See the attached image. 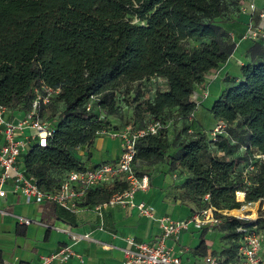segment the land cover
I'll list each match as a JSON object with an SVG mask.
<instances>
[{"label": "trees", "instance_id": "obj_1", "mask_svg": "<svg viewBox=\"0 0 264 264\" xmlns=\"http://www.w3.org/2000/svg\"><path fill=\"white\" fill-rule=\"evenodd\" d=\"M243 1L0 0V104L13 109L23 103L28 111L35 89L42 86L54 90L48 104H62L50 122L46 145L33 141L23 153L26 175L48 190L54 184L53 171L84 170L77 151H89L110 125L95 108L115 114L117 92L145 79L163 78L165 87L151 98L140 99L143 94L136 89L128 103L135 120L143 124L148 116L162 124L157 133L137 139L134 161L167 160L170 169L187 170L178 199L194 210L212 209L219 221L213 226L233 240V246L219 252L225 254L223 260L216 251L212 254L220 264H231L242 235L238 228L256 224L264 231V209L256 220L225 211L242 202L264 204V158L258 157L246 173L229 158L239 149L247 163L254 155L264 156V37L248 48L249 61L241 65L240 78H232L209 106L224 126L221 133L211 138L207 132H194L182 138L177 151L166 154L170 143L164 121L171 109L182 118L196 110L195 86L235 49L223 23L234 18ZM259 14L252 11L254 24ZM190 40L201 41L190 45ZM91 96L96 98L87 109ZM129 189L127 181L116 178L109 186L87 189L78 206L108 202ZM48 205L53 214L61 209L52 201ZM206 230L202 227L199 247L205 244Z\"/></svg>", "mask_w": 264, "mask_h": 264}, {"label": "crops", "instance_id": "obj_2", "mask_svg": "<svg viewBox=\"0 0 264 264\" xmlns=\"http://www.w3.org/2000/svg\"><path fill=\"white\" fill-rule=\"evenodd\" d=\"M251 1L253 11L264 12V0ZM248 4L237 17L223 23L236 46L228 59L214 69L220 82L215 80L210 84L204 106H210L225 88L228 82L221 80L222 77L239 79L241 65L249 61L247 51L257 37L250 38L246 32L250 25L264 24V19L260 20L259 16L258 23L254 24ZM158 79L165 83L163 78ZM210 107L205 111L196 107L194 121L186 129L184 138L198 131L209 134L220 124L212 116ZM19 117L14 112L11 119L16 121ZM33 133L31 127H24V136L30 137ZM167 137L170 138L168 130ZM181 140L170 144L166 154L177 151ZM31 142L30 138L29 144ZM26 150L17 159L16 164L20 167H23ZM120 152L119 140L102 132L89 151L79 150L77 156L85 162V167H94L115 161ZM188 174L185 169H170L167 160L144 161L138 177L146 178L145 187L126 191L108 202L79 206L73 211L61 207L56 214L50 210L48 202L25 201L20 193L12 191L13 186L7 181L4 184L7 193L0 202V264H124L126 249L130 247L129 238L137 241L156 239L166 218L185 223L166 240V244L182 254L184 264H201L206 255L221 248L223 233L209 220L202 219L201 214L197 222L194 219L197 210L178 199L181 184ZM202 227H207L205 244L199 247ZM47 256L53 258L43 261L42 257Z\"/></svg>", "mask_w": 264, "mask_h": 264}, {"label": "built area", "instance_id": "obj_3", "mask_svg": "<svg viewBox=\"0 0 264 264\" xmlns=\"http://www.w3.org/2000/svg\"><path fill=\"white\" fill-rule=\"evenodd\" d=\"M251 11L254 5H249ZM264 19V12L260 13V20ZM246 36L250 38L264 37V24L249 26ZM43 91H42V90ZM35 89V97L31 108L26 114L16 121L11 119L14 111L8 106L0 104V202L5 197L7 191L4 184L10 181L12 191L18 192L25 201H35L38 203L52 201L56 205L68 209L76 210L78 203L83 199L87 189L99 186H109L114 179L121 178L130 185L128 191L143 188L146 186V178L139 179L133 161L136 154L135 143L138 138L146 134H155L162 127L159 121H152L149 124L133 129L126 126L118 130H110L107 134L116 138L120 142L121 152L115 161L99 163L94 167H85L81 171H68L64 177L53 184L50 189L41 188L30 176H27L23 167L16 164L18 157L24 151L31 140L38 146H45L48 136L51 135V125L39 119L38 109L41 103L48 102L54 90L47 86ZM95 96H91L87 102V109L92 107ZM31 127L34 133L29 136L23 135L24 127ZM222 124L216 125L209 133L211 138L221 133ZM258 157L264 158L262 155ZM252 163H248L244 173L253 170ZM126 192V191H125ZM146 211V209H142ZM202 219L209 220L213 225L219 222L211 208L197 210L194 219L198 222V215ZM237 217L245 218L237 215ZM246 219V218H245ZM25 222H28L25 219ZM185 223L166 218L162 224L160 235L150 241H137L133 237L129 238L130 247L126 249L124 264H184L181 253L175 252L172 247L166 244V240L172 234L178 232ZM242 232L236 248V256L231 264H264V233L256 225L239 227ZM51 257H42L43 261H50ZM201 264H220L215 255H206Z\"/></svg>", "mask_w": 264, "mask_h": 264}, {"label": "rangeland", "instance_id": "obj_4", "mask_svg": "<svg viewBox=\"0 0 264 264\" xmlns=\"http://www.w3.org/2000/svg\"><path fill=\"white\" fill-rule=\"evenodd\" d=\"M249 3V4H248ZM246 4L250 5L253 4L251 0H244L243 2L240 3L239 6V12L237 14L231 15V17H237L240 12L246 10ZM250 9V7L248 8ZM251 10V9H250ZM136 21V20H134ZM201 40H190L189 44L190 45H197ZM216 71V70H215ZM221 79V78H220ZM232 78L230 76H224L222 77L221 80H224L226 82H229ZM216 80V81H215ZM215 82H220L218 78H216L214 69L213 72L212 70L209 71L203 78V82L197 86H195L193 93H192V99L196 102V107L202 109V111H205L207 108H209L207 105H203L204 98L208 95V89L210 88V84ZM164 81L152 77L149 79L142 80L141 82L135 83L130 86L129 90L126 92L124 90H121V92H117L115 94V101H116V113L109 115L106 114L103 110L95 108V112L99 117L106 116L108 121L110 122L109 128L104 131L107 135L108 131L112 130H118L122 129L126 126H131L133 129H137L144 124H149L152 119H150L148 116L144 118V122L140 123L139 121L135 120L132 117V104H128L131 98L134 96L135 90L139 89L140 92L143 94L140 99H146V98H151L154 95V91L157 88H164ZM218 91V90H217ZM216 100V99H215ZM47 103V104H46ZM42 103L43 105L40 108L39 112V119L42 122H46V124H50L51 121L55 120L58 116V113L60 112L62 108V104L60 102L53 101L51 104H48V102ZM207 107V108H206ZM13 111L16 113L17 116H21L19 118H22L27 110L23 108V103H18L15 104ZM195 113L193 112L192 114L189 115V117L182 118L177 116L176 110L171 109L165 114V123L168 125V128H166L169 133H170V138L169 143L170 144H175L180 140V138H183V135L186 134V129L191 125L192 120L194 121ZM224 126L222 125V128H219L222 130ZM211 131V130H210ZM229 158H234L235 161L237 162V168L238 169H246L247 166V161L244 159L243 156V149L236 150L232 155L229 156ZM258 158V155H254L251 158V162L253 163L256 161ZM142 161L137 160L134 161L133 163V168L135 169L137 175L139 176L140 170L142 169L143 166ZM244 169V171H245ZM51 176L53 178L54 184L60 181L64 177V173L60 171H53L51 173ZM237 197V195H236ZM243 200V199H242ZM240 200V201H242ZM264 209V204L259 206L258 203H247V202H242L238 208L230 209V210H225L227 213L231 215H239L241 217H245L246 219H252L256 220L258 215H259V210ZM218 223V222H217ZM256 225V224H255ZM257 227V225H256ZM214 228H216L214 226ZM258 228V227H257ZM217 229V228H216ZM259 229V228H258ZM264 233V231H261ZM223 233V232H222ZM224 235V233H223ZM222 235L221 239L223 241V245L221 248L216 252L219 253L221 249L228 247L229 245L233 246V240H228ZM219 258L220 260H223L225 257V254L219 253Z\"/></svg>", "mask_w": 264, "mask_h": 264}, {"label": "bare ground", "instance_id": "obj_5", "mask_svg": "<svg viewBox=\"0 0 264 264\" xmlns=\"http://www.w3.org/2000/svg\"><path fill=\"white\" fill-rule=\"evenodd\" d=\"M212 93V92H211ZM214 93V92H213ZM214 95V94H213ZM217 96V95H216ZM207 97V96H206ZM209 97H211V95H209ZM214 97V96H213ZM207 99V98H206ZM214 100H215V98H214ZM207 103H210V102H207ZM209 107V106H208Z\"/></svg>", "mask_w": 264, "mask_h": 264}]
</instances>
